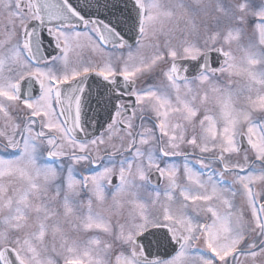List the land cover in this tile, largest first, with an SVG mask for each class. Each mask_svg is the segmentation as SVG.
<instances>
[{
	"label": "snow or ice",
	"instance_id": "6c2138e0",
	"mask_svg": "<svg viewBox=\"0 0 264 264\" xmlns=\"http://www.w3.org/2000/svg\"><path fill=\"white\" fill-rule=\"evenodd\" d=\"M0 264H264V0H0Z\"/></svg>",
	"mask_w": 264,
	"mask_h": 264
}]
</instances>
